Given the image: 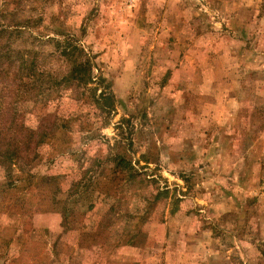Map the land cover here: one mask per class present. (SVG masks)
Segmentation results:
<instances>
[{"label":"rangeland","instance_id":"374dc122","mask_svg":"<svg viewBox=\"0 0 264 264\" xmlns=\"http://www.w3.org/2000/svg\"><path fill=\"white\" fill-rule=\"evenodd\" d=\"M1 27L6 103L33 104L15 71L50 39L115 101L105 124L83 103L31 171L0 165V264H264V0H0Z\"/></svg>","mask_w":264,"mask_h":264},{"label":"trees","instance_id":"16d2710c","mask_svg":"<svg viewBox=\"0 0 264 264\" xmlns=\"http://www.w3.org/2000/svg\"><path fill=\"white\" fill-rule=\"evenodd\" d=\"M4 31L5 29L1 27L0 35ZM50 40L53 41L55 50L50 53L28 51L31 53L30 57L25 59V55H23L22 63H19V69L15 71V78L20 81V87H22L18 94H22V98L27 102L32 99L33 104L19 108L17 104L6 103L5 94L0 93V165L6 167L8 172H11L13 166L17 164L20 170L31 171L35 166L36 159L39 158V150L45 143L51 141L55 131L64 128L66 136L68 135L66 133H73L74 122L87 110L83 108L84 105H89V111L93 108L91 112L87 111L86 115L90 113L96 115L98 111L101 112L98 116L101 117L102 124L107 122V119L102 121L104 120L102 116L106 113L110 114L114 110V95L109 86H104V90L99 94H96V87L91 88L92 84H101L102 82L97 80L103 81V78L93 75L95 63L85 47L73 39ZM0 42L3 45L1 39ZM1 48L2 46H0V50ZM19 52L17 51V53ZM46 57H51L54 60L61 58L68 67L65 65L66 69L58 68L59 71L53 67H47ZM12 59L11 54L0 53V81L7 78L9 73V67L5 68L3 65L13 67L15 61ZM1 90L5 89L2 87ZM90 91H93L92 95L86 96V93ZM64 99L72 103L75 102L76 106L69 110L71 105ZM83 103L84 105H82ZM26 118L29 120L38 118L37 126L34 128L33 125H27ZM120 127L123 126L120 124ZM112 161L116 163L120 171L127 169L132 176L139 174L132 161L125 155L119 154ZM46 178L50 184V182H56L58 176L46 175ZM155 190L158 193L155 194L154 199L158 194L166 193V191L159 192V188ZM99 192L95 198L93 191L87 193V203L84 202L87 210H92L101 194H104L103 190ZM66 209L64 208V220L68 223L69 214Z\"/></svg>","mask_w":264,"mask_h":264}]
</instances>
